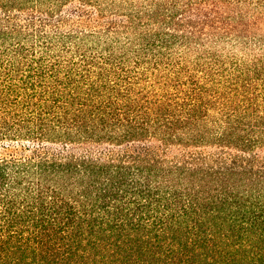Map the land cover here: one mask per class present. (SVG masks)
<instances>
[{"label":"trees","instance_id":"obj_1","mask_svg":"<svg viewBox=\"0 0 264 264\" xmlns=\"http://www.w3.org/2000/svg\"><path fill=\"white\" fill-rule=\"evenodd\" d=\"M0 264H264V0H0Z\"/></svg>","mask_w":264,"mask_h":264}]
</instances>
